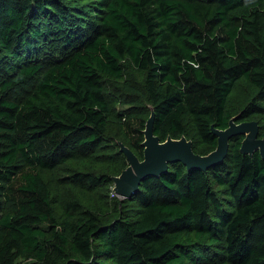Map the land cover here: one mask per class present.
<instances>
[{"label": "trees", "instance_id": "16d2710c", "mask_svg": "<svg viewBox=\"0 0 264 264\" xmlns=\"http://www.w3.org/2000/svg\"><path fill=\"white\" fill-rule=\"evenodd\" d=\"M129 68L154 134L205 155L212 127L264 114V0H0V264H264V161L240 135L222 162L171 163L109 211H55L46 172L72 163L78 186L111 182L94 160L118 149L111 125L143 158L146 109L114 113L103 83ZM241 81L256 96L234 113Z\"/></svg>", "mask_w": 264, "mask_h": 264}, {"label": "rangeland", "instance_id": "374dc122", "mask_svg": "<svg viewBox=\"0 0 264 264\" xmlns=\"http://www.w3.org/2000/svg\"><path fill=\"white\" fill-rule=\"evenodd\" d=\"M49 52L54 51L53 49H46ZM144 75L139 70H134L129 68L124 74L122 79L116 80L113 78H104L103 83L105 86L106 94L109 98L110 105L113 109V112L116 113L120 110L128 108L130 105L125 104V102L138 99L141 100L142 104L138 110L146 109V112L143 115H147V118L151 114V106L148 103H143L141 95L136 91L137 89L142 90ZM256 90L247 82H239L232 93L230 94L228 107L234 113H238L243 110L246 105L254 100ZM264 104V102H263ZM139 106V105H138ZM254 120L257 123L264 126V114H254L251 115L246 121ZM264 131V129L262 130ZM107 139L110 141L109 144L113 146L116 144L118 147L117 150L113 151L111 146H107L103 151L98 152L94 160L98 163V168L96 174H107L111 177V182L108 184L98 185L94 187L89 186H78L77 184L72 183L70 180V174L73 169H77L76 166L72 163H67L66 165L59 167L53 171L46 172L44 174V179L47 181L51 196H52V205L55 211L66 210L67 205L70 202H76L79 204L74 211V215H83L90 210L96 209L97 211H109L114 208L117 199L120 197L114 193L113 190V177L115 175L111 174V169H116V156L115 154L120 152L119 143L116 136V129L113 125L110 126V130L107 134ZM192 141V140H190ZM122 143V142H121ZM197 145V148H202L203 145L194 141ZM211 152V151H210ZM209 151L206 153L208 154ZM205 154V155H206ZM123 158L126 161V158L123 155ZM225 198H228L225 196ZM227 264V263H223Z\"/></svg>", "mask_w": 264, "mask_h": 264}, {"label": "water", "instance_id": "95a60500", "mask_svg": "<svg viewBox=\"0 0 264 264\" xmlns=\"http://www.w3.org/2000/svg\"><path fill=\"white\" fill-rule=\"evenodd\" d=\"M153 121L152 111L143 130L141 160L123 143L118 144L127 162L121 173L112 178L114 193L121 199L131 198L145 177L159 176L171 163L180 162L187 170L196 168L205 171L222 162L227 155L229 140L238 135L242 136L239 151L248 155L258 152L264 161V139L259 137V125L254 120L237 122V116H234L230 118L225 129L212 127L217 144L215 149L206 155L195 153L191 141L185 136L178 139L168 136L161 141L153 132Z\"/></svg>", "mask_w": 264, "mask_h": 264}]
</instances>
